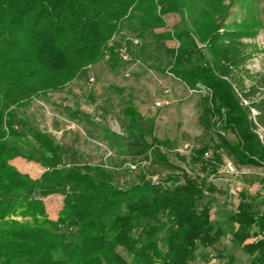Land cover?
Returning a JSON list of instances; mask_svg holds the SVG:
<instances>
[{"label":"trees","instance_id":"trees-1","mask_svg":"<svg viewBox=\"0 0 264 264\" xmlns=\"http://www.w3.org/2000/svg\"><path fill=\"white\" fill-rule=\"evenodd\" d=\"M223 1L0 0V264H193L200 248L227 234L232 247L250 257L248 264H264V213L253 211L244 193L235 210L212 220L214 186L186 173L165 183L139 173L122 188L110 171L83 163L76 147L17 116V109L62 91L86 68L119 60L124 45L116 37L128 22L138 19L142 30L166 28L164 17L172 13L179 22L165 36L178 46L166 72L190 89L209 91L202 123L220 142L211 160L204 154L212 146L204 145L191 151L189 162L215 172L223 148L241 166L264 167V141L256 134L264 129V74L245 89L231 71L243 64L239 39L255 38L262 24L251 17L220 33L229 7ZM123 115L127 154L145 156L153 148L160 163L175 168L160 150L170 142L153 135V119L143 120L131 104ZM18 156L38 163L40 177L10 165ZM56 194L62 207L52 220L43 199Z\"/></svg>","mask_w":264,"mask_h":264},{"label":"rangeland","instance_id":"rangeland-1","mask_svg":"<svg viewBox=\"0 0 264 264\" xmlns=\"http://www.w3.org/2000/svg\"><path fill=\"white\" fill-rule=\"evenodd\" d=\"M223 5L229 7L220 33L231 31L234 24L251 17L262 24L255 38L239 39L238 58L243 64L237 68L238 73L231 70L236 82H242L243 88L248 89L258 75L264 74V0H224ZM164 19L166 28L154 30H142L138 19L128 22L123 33L116 37L126 48L127 61L119 59L112 65L105 59L86 68L62 91L17 109L18 119L51 134L61 144L76 147L83 163L110 171L114 183L122 188L136 182L139 173L154 183H165L170 177L186 173L214 186L216 202L211 208L212 220H222L227 211L235 210L242 193L253 211L264 213V167L241 166L223 148L217 150L221 164L215 172L212 168L204 171L189 162L191 151L204 145L212 146L208 150L211 160L220 142L216 132L202 123L203 98L207 93L199 85L190 89L166 72L172 62L170 51L178 43L168 39L165 32H173L179 16L170 13ZM197 46L204 49V43L198 42ZM157 102L161 105L156 106ZM243 103L248 105L244 100ZM129 104L143 120L153 119V135L170 142L169 149L160 150L175 168L160 163L153 156V148L145 156L133 158L127 154L128 122L123 110ZM251 114L253 118L256 112L252 110ZM143 126L148 127L145 122ZM256 134L264 141V129L258 128ZM225 137L236 141L231 133ZM146 139L151 142L150 136L146 135ZM10 165L32 179L39 178L44 171L35 161L21 156L12 159ZM62 198L56 194L43 199L50 219L59 218ZM254 240L255 237L248 242ZM197 253L193 264H225L230 257L234 258L233 264H248L250 260L241 248L232 247L230 234L222 237L219 244L200 248Z\"/></svg>","mask_w":264,"mask_h":264},{"label":"built area","instance_id":"built-area-1","mask_svg":"<svg viewBox=\"0 0 264 264\" xmlns=\"http://www.w3.org/2000/svg\"><path fill=\"white\" fill-rule=\"evenodd\" d=\"M118 53H119V57H120V59H121L123 62H125V61L128 60V54H127V51H126V48H125V47H121V48H119ZM200 87H201V86H200ZM200 87H199V88H200ZM201 88H202V90L204 91V93H207V95H209V91H208L207 89H205L204 87H201ZM201 88H200V89H201ZM155 105H156V106H160L161 103H160V102H157ZM185 148H187V146H186ZM204 159H205V160H209V159H210V155H209L208 152H206V153L204 154Z\"/></svg>","mask_w":264,"mask_h":264}]
</instances>
